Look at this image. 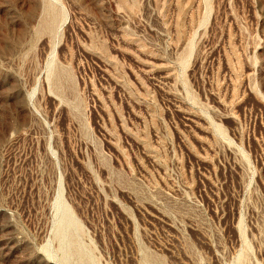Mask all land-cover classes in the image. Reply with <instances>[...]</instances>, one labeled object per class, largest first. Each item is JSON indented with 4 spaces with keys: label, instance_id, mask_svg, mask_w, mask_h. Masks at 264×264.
<instances>
[{
    "label": "rangeland",
    "instance_id": "374dc122",
    "mask_svg": "<svg viewBox=\"0 0 264 264\" xmlns=\"http://www.w3.org/2000/svg\"><path fill=\"white\" fill-rule=\"evenodd\" d=\"M0 264H264V0H0Z\"/></svg>",
    "mask_w": 264,
    "mask_h": 264
}]
</instances>
